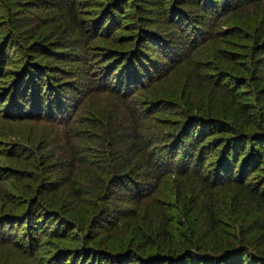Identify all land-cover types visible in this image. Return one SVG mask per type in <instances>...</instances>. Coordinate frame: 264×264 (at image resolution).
I'll return each instance as SVG.
<instances>
[{
  "label": "trees",
  "instance_id": "trees-1",
  "mask_svg": "<svg viewBox=\"0 0 264 264\" xmlns=\"http://www.w3.org/2000/svg\"><path fill=\"white\" fill-rule=\"evenodd\" d=\"M0 264H264V0H0Z\"/></svg>",
  "mask_w": 264,
  "mask_h": 264
},
{
  "label": "rangeland",
  "instance_id": "rangeland-1",
  "mask_svg": "<svg viewBox=\"0 0 264 264\" xmlns=\"http://www.w3.org/2000/svg\"><path fill=\"white\" fill-rule=\"evenodd\" d=\"M162 54L163 55H166L167 54V51H165V50H163L162 52H161V56H162ZM163 57V56H162ZM163 116V115H162ZM220 206V205H219ZM258 216V215H257ZM246 231V230H245Z\"/></svg>",
  "mask_w": 264,
  "mask_h": 264
}]
</instances>
